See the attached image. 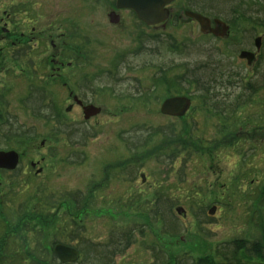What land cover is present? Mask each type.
Returning <instances> with one entry per match:
<instances>
[{
    "label": "rangeland",
    "instance_id": "rangeland-1",
    "mask_svg": "<svg viewBox=\"0 0 264 264\" xmlns=\"http://www.w3.org/2000/svg\"><path fill=\"white\" fill-rule=\"evenodd\" d=\"M115 1L0 0V151L20 156L15 171L0 169V244L8 242L0 260H11L0 264L40 260V240L41 246L56 239L68 243L56 246H76L79 239L105 243L122 227L134 230L135 242L115 264H153L157 245L171 254L213 259L222 242L264 236V29L237 23L228 37L217 38L184 15L191 6L215 19L211 12L238 3L232 0H177L169 20L156 28H145L131 10L112 22ZM62 49L66 56L57 58ZM242 50L257 52L253 64L239 57ZM210 55L225 61L221 94L214 99L235 100L246 82L258 88L228 119L205 111L186 83L189 68L201 67ZM54 61L64 64L62 78ZM41 92L47 107L68 123L86 124L92 136L75 144L65 133L57 136L55 124L35 116L26 102ZM72 92L100 113L85 118ZM175 96L192 99L181 119L161 112L163 101ZM7 120L28 136L8 133ZM171 125L174 136L152 134ZM136 129L153 135L151 144L130 151L125 141ZM175 150L185 151V165L159 162L161 152ZM77 192L84 204L78 212L75 200L64 197ZM48 203L51 213H43ZM155 205L171 228L176 214L177 237L148 220ZM178 207L186 217L176 213Z\"/></svg>",
    "mask_w": 264,
    "mask_h": 264
},
{
    "label": "trees",
    "instance_id": "trees-1",
    "mask_svg": "<svg viewBox=\"0 0 264 264\" xmlns=\"http://www.w3.org/2000/svg\"><path fill=\"white\" fill-rule=\"evenodd\" d=\"M236 1L238 3L236 5L232 4L229 9L222 8L218 9L216 13H211H214L216 17L233 26H235L237 23L244 22L245 24L247 23L248 25H250L253 30L264 29V0H232L233 3ZM187 9L193 10L191 6H188ZM172 48L176 49V45H172ZM209 57L210 59L204 62V64H201V67L196 66L189 68V73L188 75H186V83L190 88L194 89L198 95H200L198 97L200 101H203V107L205 111H209L214 115L226 116V118L228 119V113H235L238 108L245 103V100H242V97H244L248 93V91H250V93L257 92L258 88H253L254 83L246 82V84H244L242 88L243 92L238 93V96L235 100H229V97L219 98L221 100L214 99L215 97L218 98V94H221V92L218 91L217 87H219L218 82L224 79L225 68L224 65L222 66V64L225 61L221 57L217 58L219 60H215L214 58L212 60V57H214V55H210ZM40 94L41 96H39L38 99H34L35 96L32 95L31 97H29V99L26 100V102L30 103L31 106H29V108L32 109L35 116L40 119H45L47 122H52L55 124V133L57 136L65 133L68 136V140L72 144H75L77 142L85 143L87 139L92 136V134L90 133V129L86 124L80 126L81 124L76 125L74 123H68L63 119L60 111L56 110L54 106L53 108L47 107L44 103L45 97L43 95V92H41ZM52 111L55 112L53 113ZM176 118L181 119L182 117ZM17 127L18 126L15 123H13L12 125V123H10V120H7V125L4 126L8 133H14L15 138H26L28 134L26 132H21L20 130L17 131ZM138 130L139 129H136L134 134L127 137L128 141H125L128 143V149L130 151L138 150V147L142 145L146 148L149 143L151 144L152 136L156 135L155 132H158V134L169 132L168 135H172L173 133H175V131H177L174 125L166 126L165 128H161L160 130H155L152 132L153 135L151 136L150 134L141 135L140 133H138L140 132ZM137 136H141V138H137ZM149 136L150 138L147 139V137ZM121 137L124 138L123 135H121ZM185 155V151L181 152L175 150L171 153L164 151L159 155V162L166 163V161H170L171 163L176 165L177 163H179V161H182V164L185 165L187 161ZM64 197L75 200V202L77 203V206H75L77 212L82 210L81 208L84 205L82 204V193L77 192L76 196L67 194ZM158 200H160V198H158L157 201ZM53 206L54 205L52 204L49 205V203L43 206V209H45L43 213H51V207ZM165 207L169 212L173 210V206L170 203H168ZM153 208L154 209L147 213L148 220L154 225H161V228L163 230L161 231L166 236L173 238L177 237L180 232V226L179 219L177 218V216H175L176 214L174 213L175 215L174 217H172L173 220L171 221V223H173V228H171L170 226H168V220L164 210L162 209V212L161 208H157V205H155ZM166 208L165 211H167ZM176 213L178 214L177 210ZM208 213L209 215H211L210 210ZM78 228L82 230L83 226H78ZM80 240H83V242ZM41 241L42 240L37 242L35 250L39 251V253L37 252V254L39 255V259L44 263L115 264L117 257L124 255L126 253L124 251L129 249L131 244H134L135 236L133 229L122 227L113 229L109 240L105 243H97L88 239H79L77 241V243L79 242V245H69V247L75 248L80 252V258L78 259L79 261H77L76 263H63L61 260H59L57 254L55 253L56 244L63 243L67 245L68 243L56 239V241L51 242L49 246H41ZM1 245L5 246V252L6 248L8 249V242L0 244V247ZM48 247L50 248V252L47 251ZM152 250L153 257L155 259L153 264H264V236H261L254 240L241 238L234 239L233 241L222 242L215 247L213 259L210 257L197 259L192 257L190 254H171L163 249H160L158 245L155 246ZM50 256L52 259H50ZM27 259L29 258L27 257ZM27 259L25 258V260ZM40 260L37 259V261H32L30 263L28 262V264H35L36 262L40 264ZM3 261L10 262L11 260L9 258L0 260V262Z\"/></svg>",
    "mask_w": 264,
    "mask_h": 264
},
{
    "label": "water",
    "instance_id": "water-1",
    "mask_svg": "<svg viewBox=\"0 0 264 264\" xmlns=\"http://www.w3.org/2000/svg\"><path fill=\"white\" fill-rule=\"evenodd\" d=\"M175 0H116L117 10H131L135 12L138 19L146 25H159L166 23L171 16L170 5ZM184 15L190 20H195L200 26L202 33H209L218 38H224L229 36L230 26L227 22L215 18L211 20L199 13L191 10H186ZM113 18L119 19L115 15V11L111 15ZM256 49L259 52L261 50V38L256 39ZM239 57L243 60H247L251 65L256 60V53L243 50L240 52ZM192 106V101L186 96H175L166 99L161 106V112L164 115L183 117ZM100 109L95 106H89L84 108L85 118H89L100 113ZM20 156L16 151H0V169L15 170L20 163ZM177 212L180 216L186 217V211L183 207H178ZM216 208L210 210V214L214 215ZM55 253L63 263H74L80 258V252L72 247L66 245H57Z\"/></svg>",
    "mask_w": 264,
    "mask_h": 264
},
{
    "label": "flooded vegetation",
    "instance_id": "flooded-vegetation-1",
    "mask_svg": "<svg viewBox=\"0 0 264 264\" xmlns=\"http://www.w3.org/2000/svg\"><path fill=\"white\" fill-rule=\"evenodd\" d=\"M116 6V5H115ZM116 9V8H115ZM113 11H115V15L119 18V19H117V18H113V21L112 22H120V18H121V15H120V12H123V11H125V10H113ZM112 11V12H113ZM128 11V10H127ZM112 12H111V15H112ZM135 13V12H134ZM110 15V16H111ZM137 16V15H136ZM138 18V17H137ZM139 20V19H138ZM140 21V20H139ZM141 23L140 24H142L145 28L146 27H154V28H156V27H158V26H161V25H163V24H165V23H163V24H159V25H146V23H144V22H142V21H140ZM151 38L153 39V40H156V38L157 37H155V36H151ZM55 45H53V47H54ZM140 49V48H139ZM138 49V50H139ZM137 50V51H138ZM64 50L62 49L61 51H57L56 53V57L58 58H60V59H62V57H65L66 56V52L64 51ZM55 62V64H58V65H60L61 66V69H59L58 70V78H62V74H63V71H64V69H65V67H64V64L63 63H61L60 64V62H56V61H54ZM54 62H53V64H54ZM70 65V64H69ZM71 95H72V97H73V100H74V103H75V105L76 106H78V108H81L82 110H83V112H84V108H86V107H89V106H94V104L93 103H91L90 102V100H88V99H86V98H84L83 96H81L80 94H75L74 92H72L71 93ZM139 96H141V94H139ZM186 97H188L189 99H191L189 96H186ZM191 101H192V99H191ZM72 108V106L70 107V109ZM189 112V111H188ZM187 112V113H188ZM187 113H186V115H187ZM85 116V115H84ZM171 117V116H170ZM173 118H176V117H173ZM40 170H42V169H40Z\"/></svg>",
    "mask_w": 264,
    "mask_h": 264
}]
</instances>
